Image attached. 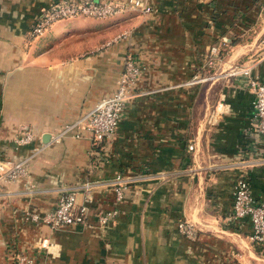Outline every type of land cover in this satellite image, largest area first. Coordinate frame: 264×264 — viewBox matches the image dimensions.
<instances>
[{
    "label": "crops",
    "instance_id": "crops-1",
    "mask_svg": "<svg viewBox=\"0 0 264 264\" xmlns=\"http://www.w3.org/2000/svg\"><path fill=\"white\" fill-rule=\"evenodd\" d=\"M52 1L0 0V159L24 158L28 168L0 180V264L18 251L34 264H264L248 219L226 220L238 174L264 201L252 93L246 75L227 70L241 60L264 81V50L252 55L264 36V0H143L145 12L59 19L31 38ZM126 53L141 75L109 141L94 149L85 120L79 136L54 140L114 91ZM23 130L34 138L19 144ZM116 175L126 182L120 212L99 226L94 214L115 204ZM61 188L75 189L77 202L88 197V224L22 218L53 208ZM178 219L196 235L179 232Z\"/></svg>",
    "mask_w": 264,
    "mask_h": 264
},
{
    "label": "built area",
    "instance_id": "built-area-1",
    "mask_svg": "<svg viewBox=\"0 0 264 264\" xmlns=\"http://www.w3.org/2000/svg\"><path fill=\"white\" fill-rule=\"evenodd\" d=\"M149 6L143 0H54L42 7L37 14L33 24L28 30V35L33 38L40 35L51 24L59 19H67L74 16H88L98 19L111 17L115 14H122L131 11L145 12ZM117 37H119L117 35ZM218 49L210 46L209 56L217 57ZM250 64H239L229 72H239L247 77V85L252 93L251 111L256 130L264 140V81L258 77L249 76ZM141 75V66L136 62L131 53L123 57L122 68L116 80L114 91L106 97L101 98L93 108L78 121L66 123L61 130L53 136L54 140L68 135L79 136L77 131L79 124L85 120L84 127L89 134L94 149L103 146L109 141L115 132L117 122L122 115L123 108L130 96V88ZM34 135L29 130H23L15 138L19 144H26L32 141ZM38 148H35L36 150ZM187 149L193 150L194 143L188 142ZM91 166H93L91 164ZM28 168L24 158L0 159V180L13 181L27 176ZM114 192V205L110 209L97 211L94 214V221L99 226H105L114 220L120 209V202L123 191L126 188L119 175L111 181ZM89 183H84L87 190ZM75 189L61 188L53 208L45 213L39 214L35 211L25 209L22 218L33 222H41L49 228H56L68 224H88L89 206L86 197L83 201L77 202ZM231 210L226 214L227 221H235L240 218H247L250 224V231L247 234L248 240L264 249V201L256 202L249 190V185L244 174L235 177L232 191ZM176 228L183 235L194 237L197 233L196 226L185 219H178ZM13 264H34L31 256L23 252H16Z\"/></svg>",
    "mask_w": 264,
    "mask_h": 264
},
{
    "label": "rangeland",
    "instance_id": "rangeland-1",
    "mask_svg": "<svg viewBox=\"0 0 264 264\" xmlns=\"http://www.w3.org/2000/svg\"><path fill=\"white\" fill-rule=\"evenodd\" d=\"M258 43H260V45H258L259 47H256V50H257V51L254 50L255 53H253L252 55H254V54H256V53H258V52L264 50V36H259ZM221 53H222V54L224 53V55H225L226 52L223 51V52H221ZM249 54H250V52L247 53L243 59H246L247 56H248ZM243 59H242V60H243ZM250 59H251V58H248L247 60H250ZM241 63H242L241 60H236V62H234V61L232 60V61H231V65L228 67L227 70H229V69H233L235 66H238V65L241 64Z\"/></svg>",
    "mask_w": 264,
    "mask_h": 264
},
{
    "label": "water",
    "instance_id": "water-1",
    "mask_svg": "<svg viewBox=\"0 0 264 264\" xmlns=\"http://www.w3.org/2000/svg\"><path fill=\"white\" fill-rule=\"evenodd\" d=\"M48 133H44V134H42L41 135V139H42V141H45L47 138H48Z\"/></svg>",
    "mask_w": 264,
    "mask_h": 264
}]
</instances>
